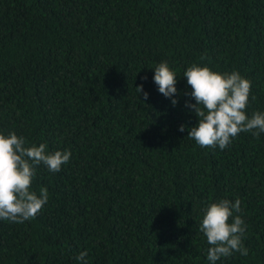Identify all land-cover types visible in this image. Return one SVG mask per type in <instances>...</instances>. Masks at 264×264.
I'll return each mask as SVG.
<instances>
[{"label":"trees","instance_id":"trees-1","mask_svg":"<svg viewBox=\"0 0 264 264\" xmlns=\"http://www.w3.org/2000/svg\"><path fill=\"white\" fill-rule=\"evenodd\" d=\"M193 64L239 72L247 115L264 112V0H0V133L72 154L37 166L49 197L34 219L0 220V264H210L204 210L236 198L249 253L216 264H264V133L224 150L189 139Z\"/></svg>","mask_w":264,"mask_h":264},{"label":"clouds","instance_id":"clouds-1","mask_svg":"<svg viewBox=\"0 0 264 264\" xmlns=\"http://www.w3.org/2000/svg\"><path fill=\"white\" fill-rule=\"evenodd\" d=\"M183 77L191 86L190 95L195 100V103H186V107L198 119V123L188 129L187 137L200 148L224 150L242 132L256 137L264 133V112L247 115L251 82L239 72L221 73L193 64ZM153 79L165 97L177 93V76L167 62L155 67ZM136 89L141 94L143 86ZM148 95L143 92L145 100ZM172 104L176 105L177 100L173 99ZM179 131H185V126L181 125ZM71 155L70 150L49 153L44 143L27 146L26 139L15 132L0 133V220L21 224L34 219L49 197L47 188H41L39 195L32 190L37 166L43 164L49 172L57 173L70 161ZM241 211L239 198L234 202L221 199L206 206L199 231L210 246L207 251L210 264L237 252L248 255L249 250L243 244L246 225L239 215ZM86 256L87 253L82 252L77 260L87 264Z\"/></svg>","mask_w":264,"mask_h":264}]
</instances>
